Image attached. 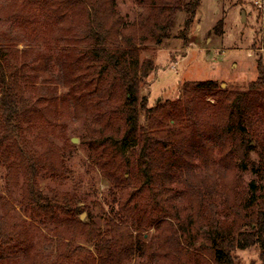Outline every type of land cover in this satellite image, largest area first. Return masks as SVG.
Wrapping results in <instances>:
<instances>
[{
    "label": "trees",
    "instance_id": "1",
    "mask_svg": "<svg viewBox=\"0 0 264 264\" xmlns=\"http://www.w3.org/2000/svg\"><path fill=\"white\" fill-rule=\"evenodd\" d=\"M7 1V20L55 29L52 65L49 55L32 48L19 59L2 45L20 36L0 32V165L8 197L14 200L20 183L23 212L53 227L50 248L58 264H236L234 253L251 248L264 263L262 59L245 90L184 82L179 99L149 106L142 88L154 65L140 61L139 48L167 40L178 12L186 15V40L200 0H133L141 10L131 23L115 0ZM32 68L46 81L79 80L86 87L72 103L86 116L82 143L90 164L108 185L103 229L79 220L90 212L77 207L73 195L38 185L41 176H61L66 168L63 154L38 153L26 142L40 113L26 72ZM0 208L6 211L0 264L28 261L36 228L15 220L7 199L0 197ZM39 242L49 248L45 238Z\"/></svg>",
    "mask_w": 264,
    "mask_h": 264
},
{
    "label": "rangeland",
    "instance_id": "2",
    "mask_svg": "<svg viewBox=\"0 0 264 264\" xmlns=\"http://www.w3.org/2000/svg\"><path fill=\"white\" fill-rule=\"evenodd\" d=\"M8 3L7 0H0V32L8 31L21 38L2 46L10 47L19 59L24 51L36 49L49 55V65L55 63V29H47L41 22L31 25V22L25 24L20 19L13 22L7 20L8 14L5 15L4 12L8 10ZM263 5V0H200L186 40L181 37L186 15L178 12L167 40L159 46L139 48L140 61H152L154 65V70L142 88V95L147 97L148 105L179 99L184 82L212 81L227 91H242L255 82L258 77L257 60L262 59L264 64ZM115 6L120 15L130 23L141 10L133 0H115ZM16 8L20 9L19 3ZM220 22L221 26L217 27ZM26 72L34 85L31 94L40 101L39 116L29 126L25 135L26 142L38 153L47 150L52 156L63 154L66 168L61 176L49 173L41 176L38 185L43 192L54 190L73 195L77 207H86L90 212L89 215L80 214L79 220H92L98 228L103 229L105 215L109 212L104 203L108 200V185L102 180L100 172L90 164L89 151L82 143L89 133L86 116L81 111H76L72 103V96L85 93L86 87L79 80L67 85L53 80L46 81L40 72L35 76L33 68ZM73 139L77 143L73 144ZM69 149H72L71 154ZM249 180L245 176L244 185ZM19 185L20 183L12 190L14 200H11L6 193V171L0 165V197L13 205L15 211L12 216L15 220L36 228L32 237L31 258L25 261L18 257L14 262L58 264L57 254L50 248V239L55 240L53 227L41 225L23 212V207L19 204ZM5 212L0 208V216ZM153 236L154 230L151 229L148 241ZM40 238H45L48 249H45L44 243L41 245ZM79 242L77 240L78 244ZM34 256L37 258L33 259ZM234 257L236 264H264L257 248L238 251L234 253ZM132 264H138V261Z\"/></svg>",
    "mask_w": 264,
    "mask_h": 264
},
{
    "label": "water",
    "instance_id": "3",
    "mask_svg": "<svg viewBox=\"0 0 264 264\" xmlns=\"http://www.w3.org/2000/svg\"><path fill=\"white\" fill-rule=\"evenodd\" d=\"M72 143L74 144V143H77V140L76 139H73L72 140Z\"/></svg>",
    "mask_w": 264,
    "mask_h": 264
}]
</instances>
